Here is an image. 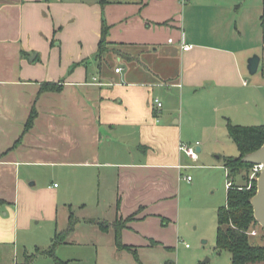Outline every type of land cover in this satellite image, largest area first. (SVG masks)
Instances as JSON below:
<instances>
[{"label":"crops","instance_id":"obj_1","mask_svg":"<svg viewBox=\"0 0 264 264\" xmlns=\"http://www.w3.org/2000/svg\"><path fill=\"white\" fill-rule=\"evenodd\" d=\"M240 1L0 0V242L30 216L59 224L62 194L75 202L80 193V208L95 198L88 221L116 252L171 253L186 202L182 175L201 158L193 161L180 143H199L200 152L214 122L248 124L253 108L264 112V72L251 77L248 69L259 53L254 76L262 70V13L245 43L251 6L235 10ZM104 22L113 50L100 63ZM45 82L61 88L41 91ZM40 171L67 188L37 187ZM63 203L69 227L73 203ZM119 220L132 250L116 244Z\"/></svg>","mask_w":264,"mask_h":264},{"label":"rangeland","instance_id":"obj_2","mask_svg":"<svg viewBox=\"0 0 264 264\" xmlns=\"http://www.w3.org/2000/svg\"><path fill=\"white\" fill-rule=\"evenodd\" d=\"M244 4L251 6V18L247 22V29L245 28L247 36H245L244 41L249 43L252 41V20L262 13L264 0L237 2L235 10L239 11ZM238 20L243 23L241 15ZM261 30L260 50L264 51V31ZM252 38L254 39L253 35ZM109 47L113 50L111 46ZM261 71L256 76L252 74L251 77H259ZM261 81L262 87L258 88L261 97L258 95L257 99L264 103V78ZM258 90L256 89V91ZM253 112L251 116L247 117L248 120L244 121L248 124L240 123V125H262L263 121H260L262 119L258 118L264 116V112L259 109L254 110V108ZM227 123L222 121L219 124L217 123V127H214V122L213 127H207L204 136L201 137L202 151L199 152L201 158L197 162H190L200 165L199 168L192 165V168L184 171V175H182V197L186 198V202L182 203L181 207V232L175 239L174 249L171 253H159L158 249H145L137 254L130 251L116 252L111 239L106 235L98 234L91 228L88 221L95 211V198L88 200L86 208H80L77 204L82 200L83 194H75L76 199L74 202L71 201L67 193H63L59 224L52 220L28 217L30 225L17 228L16 236L14 233L12 237L6 239L7 241L0 242V264H25L27 255H33L29 260V264H57L56 257L66 264H231L232 253L228 250H219L216 247L218 209L227 203V171L222 166L216 168L211 165L223 164L224 157L233 154L231 151H234L235 155L239 153L238 146L229 134ZM193 143L195 147L198 145L195 142ZM207 150L210 153L205 154ZM220 155L221 158H218ZM245 173L248 174V171L243 172L240 177H236L234 182L245 184L246 181L242 179ZM40 174L42 177L39 178L37 187L40 188L45 184H52V187H55L54 182H57L60 189L67 188L60 178L52 177L51 173L40 171ZM189 174L192 182L194 180L196 183L194 188H186L184 185V181H188L187 176ZM72 196L74 197V194ZM64 201L73 203L72 210L75 215L73 218L77 223L75 225L77 233L74 235L72 232L68 233L65 237L67 242H59L56 228L59 232L68 228V215L71 213L64 206ZM255 229L258 233L252 236V242L264 244V229L261 225H258ZM62 233H65V231ZM9 238L11 239L9 240ZM37 247L47 250L53 247L54 256L38 252ZM168 260H171V263H168ZM251 264H264V261Z\"/></svg>","mask_w":264,"mask_h":264},{"label":"trees","instance_id":"obj_3","mask_svg":"<svg viewBox=\"0 0 264 264\" xmlns=\"http://www.w3.org/2000/svg\"><path fill=\"white\" fill-rule=\"evenodd\" d=\"M261 26L264 31V7L261 15ZM108 26L106 22L103 24L101 39L99 41V48L97 58L100 63L103 59V54L109 52L110 43L107 41ZM262 71L264 72V62L262 64ZM61 88L58 83L45 82L42 85L41 91L56 90ZM36 116L35 109L32 110L29 119L26 123V130H28ZM229 134L239 148L240 154L238 156H225L224 166L229 171V176L232 178L234 186L228 188L227 203L218 209V228H217V243L216 247L219 250H228L232 253L231 264H251L264 261V244H257L252 242L251 231L259 224L254 215V206L252 204V197L257 191V180L250 183V169L253 166L251 163L244 162L243 157L264 144V124L262 125H240L228 122ZM248 171L242 176L245 184L235 183L236 177L243 175V172ZM123 221L116 222V244L121 249L132 250V247L125 245L121 239V229L124 226ZM101 229L108 230L109 224L100 222ZM75 221L71 216V222L65 233L57 235L59 242L66 241V235L74 230ZM58 242V241H57ZM54 248L41 249L37 248L38 252L48 253L54 256ZM133 253L137 254L136 250ZM33 255H27V262L29 264L30 258ZM57 264H66L56 257Z\"/></svg>","mask_w":264,"mask_h":264},{"label":"water","instance_id":"obj_4","mask_svg":"<svg viewBox=\"0 0 264 264\" xmlns=\"http://www.w3.org/2000/svg\"><path fill=\"white\" fill-rule=\"evenodd\" d=\"M261 56L254 54L248 59V69L251 74H255L260 66ZM200 150V147H197ZM244 162L251 164H263V169L257 179V191L251 201L254 206V215L256 220L264 229V144L258 149L247 153L243 159Z\"/></svg>","mask_w":264,"mask_h":264},{"label":"built area","instance_id":"obj_5","mask_svg":"<svg viewBox=\"0 0 264 264\" xmlns=\"http://www.w3.org/2000/svg\"><path fill=\"white\" fill-rule=\"evenodd\" d=\"M190 48H192L191 44L183 45V49H185V50H188ZM116 71L120 72L121 68L120 67L116 68ZM153 105L156 106V109H160L163 106V103H162V101L159 98H155L153 100ZM197 144H199V143H197ZM179 149H180V151L184 152L188 157H190L193 161H197L199 159V152H198L197 148L194 145H190V144L182 142V143H180ZM262 169H263V164H253V166L251 167V171H250L249 188L251 187L252 182L254 180L258 179ZM226 171H227V177H228L227 187L228 188H232L234 186L233 180L229 176V171L227 169H226ZM187 179L191 180L192 178H191L190 175H188ZM257 233L258 232H257L256 229H253L251 231L252 235H256Z\"/></svg>","mask_w":264,"mask_h":264}]
</instances>
